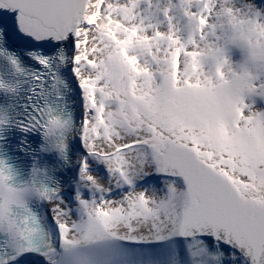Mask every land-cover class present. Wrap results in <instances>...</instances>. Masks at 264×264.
I'll use <instances>...</instances> for the list:
<instances>
[{
    "label": "snow or ice",
    "instance_id": "1",
    "mask_svg": "<svg viewBox=\"0 0 264 264\" xmlns=\"http://www.w3.org/2000/svg\"><path fill=\"white\" fill-rule=\"evenodd\" d=\"M0 264H264V0H0Z\"/></svg>",
    "mask_w": 264,
    "mask_h": 264
}]
</instances>
